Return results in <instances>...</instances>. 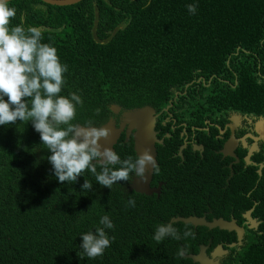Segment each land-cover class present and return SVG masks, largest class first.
Returning <instances> with one entry per match:
<instances>
[{
    "label": "trees",
    "instance_id": "16d2710c",
    "mask_svg": "<svg viewBox=\"0 0 264 264\" xmlns=\"http://www.w3.org/2000/svg\"><path fill=\"white\" fill-rule=\"evenodd\" d=\"M142 1L147 0L104 2L83 21L86 28L73 33L75 41L55 43L60 61L68 67L59 95L76 92L82 99L73 124L85 121V108L96 122L104 121V110L110 112L112 102H125L131 86L144 76L150 78L151 55H157L161 63L153 76L157 73L165 80L189 67L188 55H210L204 60L208 65L219 55L264 59V0H152L140 10ZM190 3L196 4L194 15L187 11ZM45 5L53 10L55 19L67 13L66 7ZM160 13L164 15L160 17ZM136 17H142L141 25L135 24ZM152 78L141 88L144 101L149 100ZM246 85L241 80L237 93L230 97L234 100L243 87V102H252L254 97L264 112V92ZM41 147L44 145L30 122L0 126V264H193L189 258L170 253L172 245L165 247L168 241L152 238L155 226L169 217L172 198L168 189L159 197L128 194L123 183L117 182L111 194H102L96 191L100 185L85 171V179L93 183L91 191H80L82 176L73 184L49 180L57 194L47 203L36 202L34 195L49 164ZM123 153L125 158L134 151L124 149ZM23 166L25 173L20 171ZM259 196L264 200L263 193ZM129 198L135 207L126 206ZM104 214L114 225L110 230L114 234L108 235L115 240L107 252L113 251L107 260L79 258L78 227L87 217L94 230ZM261 216L264 219V214ZM134 238L135 244L131 243ZM237 260L240 264H264V247L253 246Z\"/></svg>",
    "mask_w": 264,
    "mask_h": 264
},
{
    "label": "clouds",
    "instance_id": "9594fccd",
    "mask_svg": "<svg viewBox=\"0 0 264 264\" xmlns=\"http://www.w3.org/2000/svg\"><path fill=\"white\" fill-rule=\"evenodd\" d=\"M151 1H142L140 10L147 7ZM104 2H109V0H55L53 3L46 2L50 5L66 7L67 13L60 15L59 19H55L53 10L46 6L43 0H0V126L16 124L17 121L20 123L30 122L33 130L39 134L41 144L44 145L41 148L48 154L46 159L49 164H47L46 178L38 186L34 195V199L38 203H47L57 194L56 188L50 181L56 184L57 182H71L73 184L78 177H84L83 173L85 171L94 177L96 184L100 185L96 190L98 193L111 194L110 189L117 182L118 184L123 183L122 188L128 194L138 193L129 190L125 185L126 181L130 183L134 177L145 180L146 168L149 165L152 172H154V178L155 171H158L160 165L159 151L158 164L149 150L146 149L139 155L136 153L133 134L135 131L139 132L137 126L131 129L129 124H126L125 129L121 131L116 143L113 145L115 149L113 151L99 142L100 139L105 142L109 140L105 138L109 135L110 130L103 125L112 120L115 122L116 127L120 128V124L125 119H129L127 114H131L135 110L138 113L144 106L150 105L152 107L150 109L151 114H153L151 122L157 135L155 129L156 109L152 104V98L155 94L163 103L168 92L176 94V96L181 95L183 93L180 85L182 83L181 79L187 73V69L191 68V65H188L187 69L184 68L181 75L165 80L163 76H158L157 73L153 76L155 68L157 69L160 64L156 61H149V65L152 66L150 78L144 76L131 86L129 90L131 93L126 94L128 97L125 102H112L110 104L111 111L104 110V121L99 123L88 115L84 107L85 121L73 124L72 121L76 117L77 107L82 104V99L76 92H70L67 96L59 95L66 83L65 73L68 67L60 61L55 43L59 40H66L70 43L75 41L73 33L84 30L86 27L83 26V21L89 19L93 12L97 13L100 5ZM93 3H97L96 6H92ZM186 8L189 14L194 15L197 11L195 3L187 4ZM69 14L72 16L69 17ZM163 15L164 13H160V17ZM141 18L136 17L134 19L135 24L141 25ZM59 23H62V25ZM151 23L152 21H149L148 25H151ZM63 30H66V34L61 33ZM56 31L58 32L53 35ZM93 32H96L94 27ZM207 57H210V55H191L188 60L189 62L194 61V68H197L198 64L196 63H199V60L204 61ZM246 57L259 56L247 55L238 57V59ZM249 68L251 67L238 68L236 85L239 86L241 80H243L244 83L247 82L252 90L255 91L256 86H258L264 92V78L258 70H252L251 68L252 71H250ZM151 78L152 82L149 81V100L144 101L141 88ZM162 83L167 84L169 87L166 93L159 90V85ZM211 83L212 79L208 84ZM242 88L238 92L242 93L244 90ZM253 99L256 101L254 97ZM113 104H118V112L112 110L111 106ZM170 107L171 105L166 106L165 112ZM239 110L242 109L238 107ZM139 120H141L140 117ZM127 128L132 130L130 137L126 134ZM201 148L205 150L202 146ZM124 149L128 152L132 149L134 157L128 155L123 158L125 156L123 155ZM183 149H181L179 155L182 159H184ZM232 154L229 145L225 150L224 158L235 157L236 154ZM204 163H215L213 156L205 153ZM238 163L240 162H236V164ZM246 164L250 166L252 162L246 160ZM20 171L25 173L24 166ZM215 174L216 171L214 170H206L203 178L208 181L219 178ZM256 175L252 178L251 186L245 188L244 191L238 186L234 188L237 198L241 197L242 194H249L250 199L254 196V193L260 188V184L255 188L258 174ZM238 176L244 177L238 173L236 174L233 165H230L227 177L221 178L226 179V186L215 190L213 186L207 185L206 190L215 191L214 199H231L229 185ZM92 187L93 183L84 177L83 183L80 185V191L89 192ZM262 193L261 191L260 194ZM157 195L159 196V194ZM259 195L254 196L255 199L247 203L244 214L240 210L235 211L234 219L220 217L217 214L212 216L206 214L207 217L200 213L199 215L182 217H204L209 222L218 218H224L228 221L234 220L237 223L236 229L228 230L218 226L209 227L200 223L194 225L191 222L186 223L176 220L181 217L175 218V215L169 214L166 222L162 221V223L155 226L152 238L156 242L168 241L165 247L167 249L168 244L172 245L170 253L189 258L193 264H199V262H194L187 255H195L199 252V249H202L201 252L205 251L206 255L203 254L202 258L207 262H209L208 259H212L216 264H240L237 259L245 250L253 246L264 247V219L261 216L264 214V200ZM85 198L86 202H91L96 206L91 198ZM254 201L257 202L256 205H254ZM126 206L135 207V201L129 198ZM53 207L56 208V205ZM177 224H184V227L180 228ZM113 227V222L107 214L99 216L98 226L94 230L90 227V222L86 217L78 227L81 240L78 243L77 256L81 259L107 260V257L113 251L107 252L115 240L108 235V232L114 234L113 231H110ZM193 227L210 231L215 230L219 233V239L216 240L215 236V240L211 241L213 235L203 232L195 233ZM194 239L197 241L195 242ZM220 239L227 240L229 242L227 246L218 243ZM135 242L136 238L132 239L131 243L135 244Z\"/></svg>",
    "mask_w": 264,
    "mask_h": 264
},
{
    "label": "flooded vegetation",
    "instance_id": "af4514ba",
    "mask_svg": "<svg viewBox=\"0 0 264 264\" xmlns=\"http://www.w3.org/2000/svg\"><path fill=\"white\" fill-rule=\"evenodd\" d=\"M194 64V61L189 62L191 68L187 69L181 79V95L168 92L163 103L155 94L152 98L156 109L155 129L161 143H157L160 165L151 184L155 187L162 184L159 196L165 189L169 190L172 198L169 214L175 215V218L200 213L207 217L206 214H217L234 219L235 211L240 210L244 214L248 203L242 197H236V186L244 191L251 186L255 174H258L255 188L260 184L264 193V140L257 136L254 126L264 117V112L257 101L243 102L241 92L234 100L230 95L237 93L238 68L251 67L252 70H258L264 78V59H238L237 55H219V59L213 64L208 65L203 60L196 63L197 68H194ZM211 79L212 83L208 84ZM169 105L170 109L165 112V107ZM238 107L245 111H238ZM229 145L232 155H236L224 158ZM182 148L184 159L179 156ZM205 153L213 156L215 163L205 164ZM246 160L252 162V165L248 166ZM230 165H233L236 174L246 179L239 184L234 181L230 183L231 199H214L215 191L206 190V186L225 187L226 179L221 178L227 177ZM206 170L216 171L215 175L219 178L205 180L203 177ZM128 183L126 181L125 185ZM153 195L159 197L157 193ZM202 200H208L209 203L203 204ZM256 204L254 201V205ZM193 230L195 233L213 235L211 241L215 240V236L216 240L219 239V233L215 230L195 227ZM218 243L227 246L229 242L220 239Z\"/></svg>",
    "mask_w": 264,
    "mask_h": 264
},
{
    "label": "water",
    "instance_id": "95a60500",
    "mask_svg": "<svg viewBox=\"0 0 264 264\" xmlns=\"http://www.w3.org/2000/svg\"><path fill=\"white\" fill-rule=\"evenodd\" d=\"M45 2L53 3L55 0H43ZM95 30V27H94ZM112 110L115 112L119 111L118 104H113L111 106ZM152 107L150 105L144 106L141 110L133 111L131 114H127L129 119H125L121 124L120 128L116 127V124L114 121L110 120L105 126L110 130L109 135L105 139H109L106 142L102 141L100 139V143L102 145H105L106 147L111 148L113 151H115L113 145L116 143L118 136L120 135L121 131L125 129L126 124H129V127L132 129L133 127L137 126L139 128V132H134V138H135V149L136 153L139 155L146 149L150 151V154L153 155L155 160L158 164V150H157V143H161V140L158 138L156 133L154 132V127L152 124L151 116V110ZM131 117V118H130ZM139 117L141 120H139ZM137 122V123H136ZM255 132L258 134L262 140H264V117H262L257 123H255ZM78 127H84V126H78ZM130 128L126 130V134L128 137H130L132 130ZM104 139V138H103ZM109 144V145H107ZM227 144V143H226ZM226 146V145H225ZM153 173L151 166H147L145 176V180H141L140 178H133V180L128 183L127 188L129 190H134L141 194H147L151 195L154 193L160 194V186L162 185L159 183L157 187L152 186L151 182L153 179ZM176 220H181L186 223L191 222L194 225L205 224L209 227H220L222 229H228L233 230L237 228V223L234 220H225L224 218H218L214 219L213 221L209 222L204 217L198 218V217H190V218H179ZM202 249H199V252L195 255L190 254L187 255V257H190L193 259L194 262L199 264H216L212 259H208L209 262L205 261L204 258H202V255L205 254V251L201 252Z\"/></svg>",
    "mask_w": 264,
    "mask_h": 264
},
{
    "label": "rangeland",
    "instance_id": "374dc122",
    "mask_svg": "<svg viewBox=\"0 0 264 264\" xmlns=\"http://www.w3.org/2000/svg\"><path fill=\"white\" fill-rule=\"evenodd\" d=\"M154 23H155V21H154ZM191 55H188V57L187 58H189ZM152 57H153V60L152 61H156V62H158L157 61V55H152ZM159 64H161L160 62H158ZM168 86H167V84H165V83H162V84H160L159 85V90L161 91V92H163V93H166L167 92V90H168ZM255 176H256V174H255ZM246 178H244V177H241V176H238V177H236L235 179H234V182L236 183V184H239L241 181H244ZM214 187V189L216 190L217 189V187L216 186H213ZM253 189H255V188H253ZM251 191V190H250ZM262 191V187H260L255 193H254V196L256 197V196H258L259 194H260V192ZM244 193V192H243ZM241 197H242V199L244 200V201H246V202H252V200H254V199H250V196H249V194H247V195H244V194H242L241 195ZM210 202H212V201H210ZM202 203L203 204H208L209 203V201L208 200H206V201H204V200H202ZM259 210H261V209H259Z\"/></svg>",
    "mask_w": 264,
    "mask_h": 264
},
{
    "label": "bare ground",
    "instance_id": "6f19581e",
    "mask_svg": "<svg viewBox=\"0 0 264 264\" xmlns=\"http://www.w3.org/2000/svg\"><path fill=\"white\" fill-rule=\"evenodd\" d=\"M93 4H96V3H93ZM95 26H97V25H95ZM117 28H119V27H117ZM124 28H126V27H124ZM124 28H123V29H124ZM123 29H122V30H123ZM114 30H115V29H114ZM124 32H126V30H125ZM95 37H96V36H95ZM230 57H231V56H230ZM173 58H174V57H173ZM248 60H249V59H248ZM234 61H235V60H234ZM236 61H237V60H236ZM262 75H263V73H262ZM165 188H166V187H165ZM168 188H169V187H168Z\"/></svg>",
    "mask_w": 264,
    "mask_h": 264
}]
</instances>
